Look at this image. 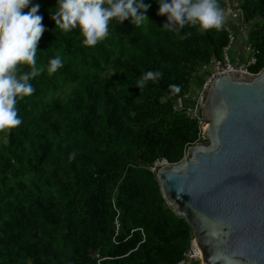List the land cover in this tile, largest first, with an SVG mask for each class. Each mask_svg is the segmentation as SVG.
<instances>
[{
    "label": "trees",
    "instance_id": "16d2710c",
    "mask_svg": "<svg viewBox=\"0 0 264 264\" xmlns=\"http://www.w3.org/2000/svg\"><path fill=\"white\" fill-rule=\"evenodd\" d=\"M234 1L239 22L226 14L227 0H217L219 29L186 24L178 33L162 27L166 16L145 0L149 20L135 26L113 18L108 34L87 45L79 28L55 26L56 0H32L45 25L36 54L42 71L31 79L32 94L18 100L21 123L0 129V264L183 258L191 227L166 202L151 165L162 157L177 162L203 140L197 119L177 100L192 92L204 65L222 58L231 34L244 29L256 59L250 71L264 68V0ZM56 55L62 65L49 73ZM149 70L160 77L138 88Z\"/></svg>",
    "mask_w": 264,
    "mask_h": 264
},
{
    "label": "water",
    "instance_id": "95a60500",
    "mask_svg": "<svg viewBox=\"0 0 264 264\" xmlns=\"http://www.w3.org/2000/svg\"><path fill=\"white\" fill-rule=\"evenodd\" d=\"M201 111L204 141L158 168L162 194L201 264H264V68L217 76Z\"/></svg>",
    "mask_w": 264,
    "mask_h": 264
},
{
    "label": "clouds",
    "instance_id": "9594fccd",
    "mask_svg": "<svg viewBox=\"0 0 264 264\" xmlns=\"http://www.w3.org/2000/svg\"><path fill=\"white\" fill-rule=\"evenodd\" d=\"M155 3L158 4L157 14L166 16L162 27L178 33L186 24L219 29L224 20L217 0H155ZM149 7L145 0H56L51 18L64 32L79 28L85 37L83 43L94 45L108 34L110 20L115 18L122 22L129 19L133 25L140 26L149 20L146 15ZM25 8L27 11H22ZM39 8L40 5L32 0H0V129L21 123L18 100L32 94L31 79L42 71L36 59L37 43L45 31ZM242 32L245 33L243 28ZM22 64H27L29 70L18 72ZM61 65L59 55L50 58L48 72H54ZM203 69L209 74L212 63L204 65ZM160 75L159 71L149 70L136 82V86L142 87L147 80L155 81ZM169 87L178 89L179 86L172 84ZM201 95L204 94L201 92ZM203 101L198 103L203 105ZM200 113L202 115V111Z\"/></svg>",
    "mask_w": 264,
    "mask_h": 264
},
{
    "label": "built area",
    "instance_id": "2783aa9c",
    "mask_svg": "<svg viewBox=\"0 0 264 264\" xmlns=\"http://www.w3.org/2000/svg\"><path fill=\"white\" fill-rule=\"evenodd\" d=\"M228 2V9L226 11V14H231L233 17L240 18L238 15V10L235 9L233 5H235L234 0H227ZM236 37L234 34H231L229 37V42L227 45L223 47L222 50V58L221 59H214L212 61V69L207 75L206 79L203 81L201 86V92L202 94H205V92L209 89L211 86L213 80L222 74H230V73H239V74H245V75H251L254 74L250 71V65L254 64L256 62V59L254 56H250L247 60H243L241 64H234L231 60V57L229 55V51L232 48V44L234 43ZM247 50V48H246ZM185 98L180 97L177 100V106L179 108H185L188 115L191 117H195L198 121L199 127L201 128L200 135L202 136V130L204 126L206 125L205 118L201 115L200 108L202 106V103H196L193 107H188L185 104ZM170 162L165 158L162 157L160 159H157L152 165V170H157L158 168L162 167L165 164H169ZM118 215V214H117ZM115 219V225H116V233L119 230V227L121 224L119 223L118 219ZM118 234V233H117ZM201 259V252L196 244L193 237L191 238L188 248L184 252V256L182 259H180L176 264H192L194 262H197Z\"/></svg>",
    "mask_w": 264,
    "mask_h": 264
},
{
    "label": "crops",
    "instance_id": "0c3cea01",
    "mask_svg": "<svg viewBox=\"0 0 264 264\" xmlns=\"http://www.w3.org/2000/svg\"><path fill=\"white\" fill-rule=\"evenodd\" d=\"M239 37L240 36H237L236 37V39H235V41H234V43L232 45V48H233V50H232V56L234 55L233 52L235 51V49H237V44H239V47L241 49V56L243 58V56L245 55V53L247 52V50H246L245 44L243 43L244 38L240 40ZM236 41H238V42L236 43ZM240 41L243 44L240 43ZM234 62L240 63V61L238 59L235 60ZM206 74H207V71L206 70L205 71L202 70L200 72V74L196 76V78H195V80H196V86H195L194 89H192V92L189 93V95L185 98V104L186 105L194 106L197 102H199V101L202 100V95H201V91H200L199 86H200V83H201V78L203 80V76H205Z\"/></svg>",
    "mask_w": 264,
    "mask_h": 264
},
{
    "label": "rangeland",
    "instance_id": "374dc122",
    "mask_svg": "<svg viewBox=\"0 0 264 264\" xmlns=\"http://www.w3.org/2000/svg\"><path fill=\"white\" fill-rule=\"evenodd\" d=\"M236 18V17H235ZM236 19H238V18H236ZM238 22H239V20H238ZM234 28V27H233ZM240 32H241V34H239V39L241 40V39H245L246 37H245V35H244V33L242 32V29L240 28ZM239 41V40H238ZM238 41H236V43L238 42ZM240 43H242L241 41H240ZM243 44V43H242ZM233 45V44H232ZM232 50H233V48H231L230 49V51H229V55H230V57H231V60H232V62L234 63V64H240L241 62H242V60L243 59H246V58H249V56L248 55H250V53H249V51L247 50V52L245 53V55L243 56V58H242V56H241V49H240V47H239V44H237V49H235V51L233 52L234 53V55L232 56ZM239 60L240 61V63H236V62H234L235 60ZM199 264H201V260H198L197 261ZM192 264H195V262L194 263H192Z\"/></svg>",
    "mask_w": 264,
    "mask_h": 264
}]
</instances>
